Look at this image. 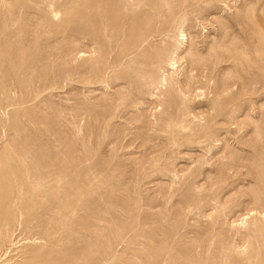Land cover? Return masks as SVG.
I'll use <instances>...</instances> for the list:
<instances>
[{
  "label": "rangeland",
  "instance_id": "obj_1",
  "mask_svg": "<svg viewBox=\"0 0 264 264\" xmlns=\"http://www.w3.org/2000/svg\"><path fill=\"white\" fill-rule=\"evenodd\" d=\"M1 209L37 264H264V0H0Z\"/></svg>",
  "mask_w": 264,
  "mask_h": 264
},
{
  "label": "bare ground",
  "instance_id": "obj_2",
  "mask_svg": "<svg viewBox=\"0 0 264 264\" xmlns=\"http://www.w3.org/2000/svg\"><path fill=\"white\" fill-rule=\"evenodd\" d=\"M4 202H7L6 197L3 198V202L1 203H4ZM9 214L10 213H8L7 209L0 210V264H10V263L12 264L13 262H15L16 264L20 262L22 264H30L31 262L37 264L40 261L39 260L40 258L36 259L33 257V255H30L29 253L25 254V256H23L22 254L19 255V253L17 254L12 253V251H14L16 248L20 246H21L20 249H25L26 243L23 242L21 244H18L19 241L17 240L15 241L16 237H18V234H16L15 232L16 230H18V227L22 225V223L18 222L14 226L13 222H11V220L8 219ZM24 239H27V238H24ZM35 247L36 246L32 244V247L30 248L34 249ZM16 255L17 257L15 259L14 256Z\"/></svg>",
  "mask_w": 264,
  "mask_h": 264
}]
</instances>
